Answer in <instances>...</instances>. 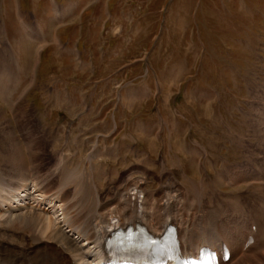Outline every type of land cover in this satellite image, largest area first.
Here are the masks:
<instances>
[{
    "label": "rangeland",
    "instance_id": "rangeland-1",
    "mask_svg": "<svg viewBox=\"0 0 264 264\" xmlns=\"http://www.w3.org/2000/svg\"><path fill=\"white\" fill-rule=\"evenodd\" d=\"M59 2L60 16L12 0L52 42L33 83L25 51L35 44L22 41L20 20L12 45L0 38V208L25 213L0 220V239L32 236L22 225L39 207L46 226L51 215L70 229L79 209L116 222L141 190L133 200L214 207L230 221L264 212V0ZM18 192L31 199L12 203Z\"/></svg>",
    "mask_w": 264,
    "mask_h": 264
},
{
    "label": "bare ground",
    "instance_id": "bare-ground-1",
    "mask_svg": "<svg viewBox=\"0 0 264 264\" xmlns=\"http://www.w3.org/2000/svg\"><path fill=\"white\" fill-rule=\"evenodd\" d=\"M3 182H7V181L3 180ZM11 182L12 181H10L9 179V183ZM13 183L15 185H18V183L15 181L12 182V184ZM64 195H60L58 196V198H60L61 201H65ZM2 196L4 199L5 195ZM127 197L128 200L127 202L125 201L127 208L123 209L122 208L123 206L121 207L120 205V210L122 208L123 209L122 212H124V214H119L120 216V218H118L119 222L114 226L112 224L113 227L125 226L129 223H134V224L138 223L139 226H143L147 228L152 233L161 234L163 229L170 222L172 223L179 222L187 230H188L187 228L188 226L191 229V231L195 232L194 236L197 237L195 241L194 239H192L189 232H187L186 230L184 232L182 231L185 244L188 247L197 246L199 241H202V243L211 242L215 244V243H219L220 240L222 239H227L233 249V255H232L233 258L229 264H264V212L263 211L257 210L255 213H257L258 216L253 217L251 219L249 217V218H245L246 220L237 219L238 221L236 220L232 221L233 225L229 226L219 221L218 214L212 213V211L207 207L202 208L199 207L198 205L195 206L194 210H190L191 212L190 211L188 212V209H186L188 213H191V214H186L187 212L184 210V206L178 205L177 201L172 198H169L166 203H162L160 197H155L151 195V197L154 198L153 200L154 203L152 202L149 203L147 202V198H145L143 202L140 201L139 196H135V200H133V195L131 194H128ZM149 201H151V198ZM13 202H15V199L12 201V203ZM199 203L201 205L202 204L204 205V203L201 200L199 201ZM1 205L0 207L3 208V204ZM17 205L19 204H16V206ZM64 205H66V210H67L70 204L69 205L64 204ZM12 206H8V209L3 211L2 209H0V220L2 222L16 221L18 218H20L21 215L25 214L23 213V211H21L22 210L21 207L18 206L12 207ZM79 211H80L79 213H76L73 216L70 217L68 216L65 219V223L67 222L68 224L67 226L71 227L72 230H76V232H78V235L82 236L84 240L87 241V243L83 245L80 243L81 241L77 240V238L76 239L72 238L70 235H68L65 232V230L63 229V225L57 226V224L55 223V221L52 219L51 216H50L49 225L46 226L45 223H41L40 217H42V215L38 213L41 212L40 210L37 213L31 214L30 223H28L27 225H22L24 229H30V231L36 230V232L32 234V236L30 237L28 236L29 238L27 237L28 239H25V241L22 244L7 242L0 239V264H86L85 263L86 260L92 256H97L98 263H100L101 260H103L104 249H106V237L110 235V232H108L107 230V226L110 224V221H107V225L104 226L103 223L105 217H103L100 223L98 222L97 224H95L93 220L89 219L88 217L89 213L87 212V210L79 209ZM252 224L256 225V231H257L256 241L248 249L243 251V246L245 245L247 236L252 230L251 227ZM40 225L45 226L43 227L42 234L39 233V230L41 229Z\"/></svg>",
    "mask_w": 264,
    "mask_h": 264
},
{
    "label": "crops",
    "instance_id": "crops-1",
    "mask_svg": "<svg viewBox=\"0 0 264 264\" xmlns=\"http://www.w3.org/2000/svg\"><path fill=\"white\" fill-rule=\"evenodd\" d=\"M39 2L41 0H38ZM87 0H78V5L80 4L81 6L86 2ZM77 7V6H76ZM38 12V11H37ZM40 21V20H39ZM39 23V22H38ZM44 32H45V29L43 28L42 26V23L38 25ZM46 33V32H45ZM46 35V34H45Z\"/></svg>",
    "mask_w": 264,
    "mask_h": 264
}]
</instances>
